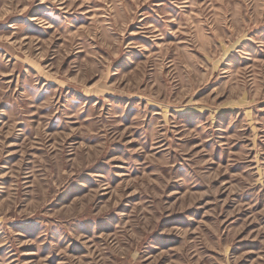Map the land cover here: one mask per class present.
Listing matches in <instances>:
<instances>
[{
	"label": "rangeland",
	"instance_id": "obj_1",
	"mask_svg": "<svg viewBox=\"0 0 264 264\" xmlns=\"http://www.w3.org/2000/svg\"><path fill=\"white\" fill-rule=\"evenodd\" d=\"M0 264H264V0H0Z\"/></svg>",
	"mask_w": 264,
	"mask_h": 264
}]
</instances>
